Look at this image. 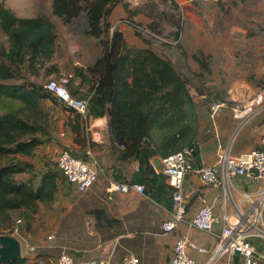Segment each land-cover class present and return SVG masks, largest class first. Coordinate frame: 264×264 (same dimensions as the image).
<instances>
[{"label": "trees", "instance_id": "obj_1", "mask_svg": "<svg viewBox=\"0 0 264 264\" xmlns=\"http://www.w3.org/2000/svg\"><path fill=\"white\" fill-rule=\"evenodd\" d=\"M247 1L232 0L231 4ZM118 4V0H53L52 16L66 26L84 16L86 35L99 42L101 51L94 64L86 71H74L82 79L90 76L95 81L89 115L108 117L113 142L124 147L125 158L140 164L134 184L143 185L144 192L150 193L144 183L154 174L151 160L196 143L199 108L209 109V103H222L226 98L204 87L193 93L170 59L152 49L130 47L109 20ZM177 28L175 39L180 36V23ZM0 29L7 37V44L0 43V236H10L18 219L30 224L40 205L51 209L65 182L57 166L47 163L39 170L27 160L54 140L58 131L56 118L44 103L60 104L46 91L45 84L32 80L59 73L52 63L58 27L46 14L22 18L0 3ZM202 56L201 51L192 55L199 70L207 67ZM196 153L193 161L198 165V146ZM9 264L37 263L23 256Z\"/></svg>", "mask_w": 264, "mask_h": 264}, {"label": "crops", "instance_id": "obj_2", "mask_svg": "<svg viewBox=\"0 0 264 264\" xmlns=\"http://www.w3.org/2000/svg\"><path fill=\"white\" fill-rule=\"evenodd\" d=\"M132 1L134 4H138L140 0ZM197 4L211 3L198 1ZM17 12L18 15L20 14L18 17H36L33 14L24 16L21 15V11ZM126 16L132 15L127 10L117 6L112 11L109 20L114 25L118 19ZM52 20L57 19L52 17ZM196 20L195 11L189 13L188 10L187 22L184 28L180 30V34L183 32L181 45L176 48L165 45L162 51H157L158 54L172 61L176 70L188 83L189 30L195 28L197 24ZM61 25L63 24L61 23ZM119 30L125 35L121 29ZM170 31L169 35L175 37L178 28L176 25H173ZM71 36L72 34L66 30V25H63L62 37L58 32L57 52L53 59V64L58 66L56 58L61 41L70 39ZM125 40L129 46L139 41L137 39L136 42L131 43L126 37ZM137 45L140 49H150L141 42H138ZM176 51L178 52L177 54ZM97 55H95V59L98 57ZM72 64V77L68 85L71 91L70 93H76L81 98H89L93 93L94 89L92 86H94L95 81L90 76L82 79L74 71V68H82L86 71L88 65L82 62H73ZM58 68L59 73H55L50 77H56L55 79H58L65 75L60 72L59 66ZM262 93L264 94V91ZM253 99L250 97L244 98L240 95L227 97L224 102L220 103L221 107L214 120L211 119L208 108H199L200 121L196 144L199 148L200 164H196V166L214 165L218 160L219 153L227 147L231 149L233 156L261 148V140L264 136V105L254 106V114L245 122L234 118V108L238 106L246 108L251 104ZM59 108L62 109L64 119L58 124L56 138L46 143L45 146H53V151L57 154V160L61 152L65 149L87 162L96 159L99 162V178L92 188L84 193L78 192L75 186L68 183L65 179L68 187L73 186L79 195H70L69 192L64 198L65 202L62 208H65L64 212L66 213L72 211V222H62L64 220L62 218L64 214L58 210V217L62 219L55 225V221H53L51 225V227L53 226L54 233L59 231L60 233L67 234V239L69 240L63 243L65 247H62L58 256L62 252L73 254L72 252L74 251L77 255H73L78 261L107 259L110 260V264H120L126 256H134L139 259V264H171V257L177 239L187 238L207 251L206 253H201L194 249H189L190 256L198 264H235L234 256L232 255H222L213 260L211 259L212 254L217 248L219 236L222 231L221 223L214 226L212 234L203 233L182 223L171 233L162 234V223L170 218L172 212V189L163 172L162 157L157 156L151 160L154 174H150L147 183H144L150 193H139L136 191L127 194L116 193L112 199H109L106 191L108 184L111 181L134 184V179L138 174L136 168L140 165L139 162L132 158H125L123 156V149H121L120 145L113 142L109 131L107 116L94 118L89 115V118L86 120L76 112L66 110V107L61 104ZM157 160L160 167L156 165ZM42 168H39V170ZM37 173L31 174L29 177L32 178ZM36 179L40 181L41 177L37 176ZM229 188L232 201L245 206L246 204L243 201L242 193L254 192L259 188V185L253 184L246 177H235L231 179ZM199 194L204 195L210 201L216 216L222 214L225 202L227 211H232L231 205L225 200L223 188L206 185L193 172L189 173L184 181V198L187 207L186 217L188 220L196 215L200 207V202L197 199ZM72 196L74 197L73 201L71 199ZM70 199L71 202L69 201ZM58 204L55 202L50 207L51 209H46L53 211ZM42 206L44 205H40V207ZM40 210L41 208L33 216L32 222L38 221ZM32 222L29 224L23 219L21 227V236L23 238L27 236L25 232L27 228H30ZM78 233L91 234L92 236L88 239L80 235L76 237L75 234ZM70 234H74L71 239ZM49 238V240H52L53 236ZM28 239L19 241L22 246V257H27L31 263L45 264V261H47L48 264H52L58 258V256L55 258L52 257L55 250H44L36 253V249L46 248L45 243L41 242L40 245L32 246L27 241ZM253 243L264 252L263 240L254 239ZM47 248H50V246ZM45 254L50 256L48 257ZM40 256H44L45 259Z\"/></svg>", "mask_w": 264, "mask_h": 264}, {"label": "rangeland", "instance_id": "obj_3", "mask_svg": "<svg viewBox=\"0 0 264 264\" xmlns=\"http://www.w3.org/2000/svg\"><path fill=\"white\" fill-rule=\"evenodd\" d=\"M52 1L0 0V3L4 4L17 16L20 15L17 11H21V15L24 16L46 14L52 19ZM118 1L117 6L127 10L132 16L118 19L113 28L121 29L125 33L124 36L131 43L139 39L130 46L134 49H140L137 44L141 42L147 48L157 52L162 51L167 44L151 40L138 33L133 23L153 28L158 34L175 40L174 37L169 35L171 27L173 25L177 27V24L180 23L182 29L187 22L186 17V21L182 23L181 14L174 0H140L138 4H134L132 0ZM200 2L211 4H197V2H194L189 8H186L185 15L187 16L189 10V13L195 11L197 17L195 28L189 30V86L192 92L194 93L197 88L204 87V90L210 89L213 94L217 93L225 98L238 95L244 98H255L264 91V0H249L245 4H231L232 0ZM132 13H137V15L133 16ZM54 21L58 22V32L62 37L63 25L58 20ZM127 21L131 23L128 24ZM86 29L87 23L84 16L74 19L70 25L66 26L67 32L72 36L70 39L62 40L58 50L56 62L61 73L71 76L73 62H82L89 67V65L94 64L95 55L98 54L97 56H99L101 51L99 42L95 38L86 35ZM180 35L181 40L179 43L177 45L169 44V46L176 48L181 45L183 32ZM0 43L7 44V37L1 29ZM199 51L204 54L202 57L207 66L204 70H199L192 58L195 53L199 55ZM91 55L92 57H90ZM200 71L201 73L197 75ZM55 78L42 79L38 77L32 80L44 85L47 81ZM44 107L56 118L58 126L61 120L64 119L62 109L55 107L51 101H45ZM27 160L34 163L37 169L42 168L47 163L56 167L57 154L54 153L52 145H43L34 157ZM156 165L160 167L158 160ZM69 192L70 195H79L76 189L73 186L68 187L65 181L60 186L56 201L59 204L55 210L50 211L46 209L47 207H40L38 221L32 222L29 230L25 232L27 233L25 238H31L27 241L32 246L40 245L41 242L45 243L46 248L36 249V253L44 250H55L52 256L55 258L62 247H65L63 243L69 241L67 234L59 231L54 233L53 226L51 227L53 221H55V225L62 218H64L62 222H72V211L66 213L64 212L65 208H62L65 202L64 198ZM73 198L72 196V201ZM58 210L64 214L62 218L58 217ZM73 235L70 234V239ZM75 235L87 239L92 236L85 233ZM50 236H53L52 240L48 239ZM48 246L50 248H47ZM40 257L45 259L44 256ZM45 264H48L47 261H45Z\"/></svg>", "mask_w": 264, "mask_h": 264}, {"label": "built area", "instance_id": "obj_4", "mask_svg": "<svg viewBox=\"0 0 264 264\" xmlns=\"http://www.w3.org/2000/svg\"><path fill=\"white\" fill-rule=\"evenodd\" d=\"M198 1L208 0H174L181 14L182 23L186 21V8ZM126 23L130 24L131 22L127 21ZM133 24L138 33L159 43L177 45L181 40V35L178 39L172 40L158 34L151 28ZM70 79L71 76L64 75L58 79L47 81L44 87L58 104L76 112L87 120L89 118V98L73 97L68 88ZM202 98L205 99L206 96H202ZM263 99L264 94L260 93L248 107H235L234 118L243 122L247 121L254 114V106L264 105ZM208 107L211 119L214 120L221 105L217 102H211ZM121 148L124 147L121 146ZM162 162L164 175L173 189L172 212L170 218L162 223V234L171 233L181 223L203 233L212 234L214 226L221 223L222 231L217 248L212 254V260L222 255L234 256L238 252L240 254L238 264H264V252L253 243L254 239L264 241V136L261 140L260 149L233 156L231 149L227 147L219 153L217 162L212 166H196L189 148L163 158ZM57 167L67 182L74 185L80 193L91 189L99 178V162L96 159L87 162L66 149L59 155ZM136 169L139 171V166ZM193 172L206 185L223 188L225 200L231 205V212L227 211L225 202L222 214L216 216L210 201L204 195L199 194L197 199L200 202V207L192 219H187L184 181L186 176ZM235 177H246L253 184L259 185V188L254 192L242 193L245 206L232 201L229 184L231 179ZM106 191L109 199H112L116 193L127 194L132 191L144 193V186L111 181ZM22 224L23 219H18L10 236H14L20 241H25L26 238L21 236ZM189 249H194L201 253L207 252L191 240L179 238L173 249L171 264H198L190 256ZM52 264H110V260L89 259L78 261L73 254L62 252ZM120 264H139V259L134 256H126Z\"/></svg>", "mask_w": 264, "mask_h": 264}, {"label": "water", "instance_id": "obj_5", "mask_svg": "<svg viewBox=\"0 0 264 264\" xmlns=\"http://www.w3.org/2000/svg\"><path fill=\"white\" fill-rule=\"evenodd\" d=\"M197 144L194 143L189 147L192 152L193 159L197 158L196 153ZM77 255L76 252H72ZM22 257V246L20 241L14 236H0V263L9 264ZM240 259V254L237 252L234 255V263L238 264Z\"/></svg>", "mask_w": 264, "mask_h": 264}]
</instances>
